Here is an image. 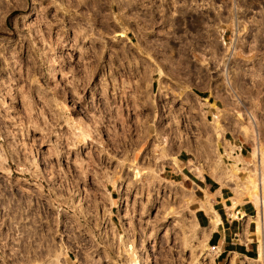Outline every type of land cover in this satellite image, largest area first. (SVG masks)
Listing matches in <instances>:
<instances>
[{
  "label": "rangeland",
  "instance_id": "rangeland-1",
  "mask_svg": "<svg viewBox=\"0 0 264 264\" xmlns=\"http://www.w3.org/2000/svg\"><path fill=\"white\" fill-rule=\"evenodd\" d=\"M82 8L92 17L69 38L66 20L84 14ZM262 9L264 0H0V184L22 192L30 208L23 264L44 263L45 247L58 236L73 248L68 257L60 246L61 264H116V253L119 264L138 254L140 264H214L177 170L184 165L195 178L187 167L200 164L207 172L215 153L231 145L250 158L248 111L264 149V53L256 42ZM101 23L103 32L94 27ZM224 63L233 64L228 71L239 102L224 83ZM220 132L232 143L224 151ZM112 133L123 148L113 166L104 155ZM35 153L42 171L31 163ZM140 155L144 166L136 164ZM224 157L234 177L255 169V159L237 172V162ZM103 222L124 232L122 252L89 248L97 245L90 232ZM71 230L74 239L65 240ZM106 238L114 242L111 233ZM81 240L88 247L75 249ZM144 241L146 251L138 252ZM15 261L0 235V264ZM246 264H264V256Z\"/></svg>",
  "mask_w": 264,
  "mask_h": 264
},
{
  "label": "crops",
  "instance_id": "crops-1",
  "mask_svg": "<svg viewBox=\"0 0 264 264\" xmlns=\"http://www.w3.org/2000/svg\"><path fill=\"white\" fill-rule=\"evenodd\" d=\"M229 65L230 63H228L227 65L228 70ZM231 66L233 69V64H231ZM222 70H224V67L222 68ZM151 86L152 83L150 87ZM216 90L217 89H215V91ZM213 95H216V93ZM216 99H220L219 96H217ZM137 101L138 100H136V103ZM139 105L142 106L141 103ZM146 112L147 111H145V113ZM112 113H116V109H114ZM134 129V131L136 132V127H134ZM139 133L140 132L138 131V134ZM145 133H148V128ZM107 136L112 140L111 143L107 142L104 145V155L107 156V161L113 166L117 164V160L120 158L119 156H121V154L123 153V148L121 145L116 144V140H113L118 138L116 134L112 133ZM108 137L105 138L107 139ZM134 138L140 139L141 135H135ZM227 141L232 144L224 137L222 141H220L222 143L223 151ZM161 142L164 143L163 138ZM161 146L163 145L161 144ZM239 146L240 145L230 146L233 147L232 150L234 154H238L242 158V161L237 162L235 161V159L230 157V159H232L234 162H237L236 164H234L235 166L233 169L239 172V170H242L243 167L244 169L247 168L245 167V165L240 167L239 165L241 163L250 165V163H252V160L255 159V169L247 170V172L249 175H254L256 173L258 182L260 179L261 187L259 186V184L258 187L261 191L262 200V181L264 177V165L262 163V156H260L259 154L257 156L253 152H251L250 158H244V156L240 154V150H238V152L240 153L234 150V147H237L239 149ZM117 147H121L120 151L114 150V148ZM135 149L131 148V150L127 152L133 160L134 155H136V153H134L136 151ZM168 150V146L163 147V151L166 153V157H164L167 158L163 160L165 163H168ZM232 150H225L222 154V157L225 156L224 158L226 160H229L228 156H232ZM143 152L144 150L141 152V154H143ZM175 158L178 163L182 162L181 158L177 156ZM214 160L215 156L213 157V163H215ZM213 163L211 164L210 169L207 172L204 171L200 174L201 176H199V174H196L197 169L194 167L195 165L191 166V170L187 167V169L193 174V177L195 178L190 177L187 173L184 172V165L177 170L178 172H180L177 181H179L184 188L191 190L189 194L190 200L188 208L191 210V218L198 234L205 241L206 246L204 250L209 253L211 262L214 264H246V262L252 259L255 261H259V237L261 239H264V227L262 226L260 228L259 218L261 219V222L262 220L264 222V206L263 204L261 206L256 205L248 197L247 192L242 188L243 178H240L238 174L237 177H234L233 180H228L225 178L224 182L220 183L219 180L217 181V179L213 176ZM136 164L144 166L145 163L143 162L142 155L137 157ZM222 167L223 165H218L216 167V172H222ZM235 188H238L239 191L237 190L238 192H235ZM255 256L257 257L255 258ZM42 263V261H39L38 264Z\"/></svg>",
  "mask_w": 264,
  "mask_h": 264
},
{
  "label": "bare ground",
  "instance_id": "bare-ground-1",
  "mask_svg": "<svg viewBox=\"0 0 264 264\" xmlns=\"http://www.w3.org/2000/svg\"><path fill=\"white\" fill-rule=\"evenodd\" d=\"M231 58V57H230ZM225 63H226V61H225ZM223 64L224 65V76H225V78H226V84L228 85V83L230 84L229 86H231V88L229 89V90H231L232 91V93H234L233 95H234V97H236V99L238 100V102L240 101V99H239V97H238V95H236L235 94V90L232 88V84H231V82H230V79H229V77H230V73H229V71H228V67H227V65L228 64ZM203 111V110H202ZM247 112V111H246ZM247 114V117H248V120H247V122L250 124V126L253 128V130H254V139H255V141L252 143V147H251V151L255 154V155H257L258 156V154L260 155V156H262V153H264V149L261 147V145H260V143H259V136H258V132L256 131V127H257V123H258V120H257V118L253 115V114H251L249 111L246 113ZM216 117V116H215ZM251 129V128H250ZM252 131V130H251ZM251 134V133H250ZM253 135V134H252ZM217 137H218V139H219V141H222V139H223V136H222V133L220 132V133H218L217 134ZM217 151V150H216ZM231 154H232V156H228L229 158L231 157V158H233V159H235V161H242L241 159V157H240V155H238V154H234V152H233V150H232V152H231ZM215 155H216V159L214 160L215 161V163H213L214 164V166H213V176L217 179V181L219 180L220 181V183L221 182H224V179L226 178V179H228V180H233V178L232 177H234L233 175V173L231 174L230 173V168H228V165L227 164H225L224 163V160H223V157H222V155L221 154H219V153H215ZM31 163L32 164H34V165H37L38 166V168L37 169H39V171H42L43 170V168H40L39 167V165L41 164V159L36 155V153L35 154H33V157H32V160H31ZM218 165H223V170H222V172H216V167L218 166ZM235 166V165H234ZM197 170H196V174H199V176H201L200 174L203 172V170H202V166L200 165V164H195V166H194ZM220 168V167H219ZM218 170V169H217ZM221 171V170H220ZM224 184V183H223ZM258 184H259V182H258V179L256 178V179H254V177H253V175H249L248 173H247V175H246V177L243 179V186H242V188L244 189V191H246L247 192V194H248V197L256 204V205H259V206H261L262 204H263V206H264V177H263V181H262V185H263V187H262V200H261V191H260V189H259V187H258ZM261 187V186H260ZM189 190V189H188ZM238 190V188H235V192H238L237 191ZM237 194V193H236ZM259 208V207H258ZM259 222H260V228L263 226L264 227V222H263V220H262V222H261V219L259 218ZM122 234H119L118 235V238H119V242H120V247H119V249H120V252H122L121 250H123V246H122V244H121V240H120V236H121ZM146 244H145V241L141 244V247L138 249V252L139 251H143V253L146 251V246H145ZM61 248H62V246H61ZM60 247H59V249L56 251V252H54V250L53 251H51L50 253H48L47 254V256L45 257L46 259L44 260V263H42V264H54V263H56V264H61V262H63L62 260H61V257H59V255H57V256H55L57 253H58V251H60V253H64V249H61ZM209 250H210V248H209ZM65 254V253H64ZM207 254L209 255V253L207 252ZM141 255V254H140ZM259 258H258V260L260 261V259H261V261H262V259H263V256H264V239H261L260 240V242H259ZM52 258H56V260L54 261ZM142 258V257H141ZM145 259L144 258H142V261H144ZM140 262H141V259H140V257H139V254L138 255H136V257H133L132 258V260L130 261V264H140ZM148 262V261H147ZM64 263V262H63ZM114 263H115V260H114ZM143 264H145V262L143 263Z\"/></svg>",
  "mask_w": 264,
  "mask_h": 264
},
{
  "label": "flooded vegetation",
  "instance_id": "flooded-vegetation-1",
  "mask_svg": "<svg viewBox=\"0 0 264 264\" xmlns=\"http://www.w3.org/2000/svg\"><path fill=\"white\" fill-rule=\"evenodd\" d=\"M82 5L86 6L85 4H82ZM83 11H84V14L83 13H76L74 16V19L70 18V19L66 20L67 21L66 27H67L69 35H70L69 38H71V36L74 35V31L76 32L77 27L79 25L82 27H85L82 24L86 23L88 26V17L90 18L92 16L88 15L89 11L87 9L86 10L83 9ZM262 11H263V13H262V19H260V25H261V27L264 28V9H262ZM94 27L97 31H99V29H100V31L103 32V24L102 23L100 24V26L96 25ZM261 32H262V34H261L259 40L256 42H258V48L260 49V51L263 54L264 53V30L262 29ZM92 36L98 37L97 35H92ZM212 59L213 60L211 61V65H210L211 66V68H210L211 85H212L213 91H215L217 85L219 84V80H218L219 77H218V74L216 72L217 71L216 58L214 57ZM101 73H102V71H100V72L98 71L97 76L95 78V82L98 81V79H99L98 75ZM247 77L245 75V76H243V79H245ZM229 79H230V77H229ZM243 79H242L243 83L246 82ZM225 80H226V78L224 79V83H225L226 87L228 89L231 88V86H229L230 84L228 83V85H227ZM230 82H231V79H230ZM98 86L99 85H96V87H98ZM91 87H93V83L91 84ZM85 90L87 92L90 90L88 82L85 84ZM97 91H99V90L97 89ZM0 186H1V189H0V213L4 216L5 221L8 224H12V223L14 224V221H16V225L19 227L21 235H22V239H23L22 242H24L25 235L27 234L26 233V227H25V222L27 221L26 220V217H27L26 213L29 212L30 208L29 207L26 208V203H25L26 199H25L22 192H18L17 190H13L10 192V189L7 185L0 184ZM29 217L30 216H28L27 218H29Z\"/></svg>",
  "mask_w": 264,
  "mask_h": 264
},
{
  "label": "built area",
  "instance_id": "built-area-1",
  "mask_svg": "<svg viewBox=\"0 0 264 264\" xmlns=\"http://www.w3.org/2000/svg\"><path fill=\"white\" fill-rule=\"evenodd\" d=\"M262 64V63H261ZM263 65V64H262ZM260 77H261V80H262V83L264 84V69L262 70V72H261V74H260ZM241 149V146H239V149L238 150H240ZM260 183H261V181H260V179H259V186H260ZM106 189V188H105ZM107 190V189H106ZM74 192H76V191H73L72 190V195L73 196H75V198L73 199V201H77V199H79V198H77L76 197V195H74ZM80 196V198H81V195H79ZM110 198L112 199L113 197L110 195ZM70 215H71V213H69ZM0 228L2 229L1 231H0V235L2 236V239H3V241H4V248L5 249H7V247L8 246H11V248H12V251L15 253V256H16V261H15V263L14 264H23L24 263V258H25V253H24V250H23V248H24V246H23V239H22V235H21V232H20V229H19V227L16 225V221H14V224L12 223V224H8L6 221H5V218H4V216L1 214V218H0ZM115 230V231H114ZM108 232L109 233H111V235H113L114 236V238H112V239H114V242L112 241V242H107V243H105V241H106V234H108ZM85 232H81L80 233V235L82 236L81 238H84L85 236H88V235H85L84 234ZM87 233V232H86ZM120 233H124V232H121L120 230H118V228L117 227H114V229H111L110 227H106V223L104 224V222L103 223H101L100 224V227L99 228H97V230H96V233H94V232H90V234L92 235V237H93V241H95L96 242V246H91L90 245V247L89 248H93V249H98V250H100V251H102V250H106V249H114V250H116V251H118L119 250V247H120V244H119V238H118V235L120 234ZM34 234L37 236V234H39V232L37 231V232H34ZM66 234H68V235H70V238H69V236H67V237H65V240L66 239H69V240H73L74 238H73V236H74V234H75V232L74 231H72L71 230V232L70 233H67L66 232ZM64 235V234H63ZM73 235V236H72ZM10 238H12V242H15L14 243V245H11L10 243H9V239ZM86 238V237H85ZM97 238H98V240H97ZM108 238H111V236H110V234H109V236H108ZM54 240V245H52V246H48L49 245V243H48V245L45 247V250H48V253H50L51 251H53L54 250V252H56L58 249H59V247L61 246V245H63L64 246V248H65V254H66V256H70L69 255V252H70V249H73L72 248V246L71 245H69L70 243H68V246H66L64 243H60V241H59V236L57 237V239H53ZM76 244V243H75ZM81 245L83 246V248L84 247H88V244L87 243H85L84 241H82L81 240V242H79V243H77L75 246H74V248L75 249H78V248H80L81 247ZM94 245V244H93ZM109 245V246H108ZM68 249H69V252H68ZM88 249V248H87ZM72 253V252H71ZM47 256V255H46ZM63 257V256H62ZM54 261H55V259H53ZM112 260H115V263L116 264H119L118 262H119V258H118V255H117V253H116V258L114 259H112ZM113 263H114V261H113Z\"/></svg>",
  "mask_w": 264,
  "mask_h": 264
}]
</instances>
